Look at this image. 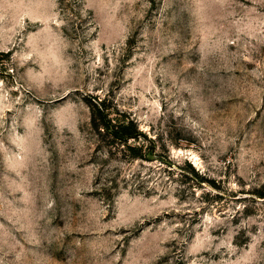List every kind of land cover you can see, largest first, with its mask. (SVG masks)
<instances>
[{
    "label": "rangeland",
    "instance_id": "obj_1",
    "mask_svg": "<svg viewBox=\"0 0 264 264\" xmlns=\"http://www.w3.org/2000/svg\"><path fill=\"white\" fill-rule=\"evenodd\" d=\"M0 264H264V0H0Z\"/></svg>",
    "mask_w": 264,
    "mask_h": 264
},
{
    "label": "trees",
    "instance_id": "obj_2",
    "mask_svg": "<svg viewBox=\"0 0 264 264\" xmlns=\"http://www.w3.org/2000/svg\"><path fill=\"white\" fill-rule=\"evenodd\" d=\"M101 104L97 101L92 106L91 124L99 134L110 137L115 143V152H122L129 159H158L165 163L166 157L161 153L154 152L155 138L149 137L140 130L135 119L121 114H117L113 118L101 108ZM191 170L196 178H201L193 167Z\"/></svg>",
    "mask_w": 264,
    "mask_h": 264
}]
</instances>
